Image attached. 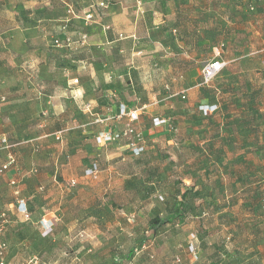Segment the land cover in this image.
Masks as SVG:
<instances>
[{
    "label": "rangeland",
    "instance_id": "1",
    "mask_svg": "<svg viewBox=\"0 0 264 264\" xmlns=\"http://www.w3.org/2000/svg\"><path fill=\"white\" fill-rule=\"evenodd\" d=\"M48 1L51 5L43 9L44 13L49 11L55 16L59 7L62 9L59 12H65L58 1ZM99 1L108 7L114 3V0H86L79 9L89 5L95 8V2ZM218 1L226 14L229 10L234 12L235 25L231 27L234 31L223 35L219 54L225 67L209 84L211 91H202L206 87L200 85L202 66L214 57L209 43L194 52L195 64L168 61L161 67L145 69L149 70V76L121 80L117 88L122 98L132 102L136 97L156 101V115L173 122L177 132L170 134L157 128L150 135L144 134L147 149L138 160L113 156L118 154L116 147L125 146L123 141L112 147L100 146L95 137L84 142L86 150L95 153L102 149L112 155L102 162L89 159L82 163L84 167L95 163L98 173L95 178L82 177L79 181L82 191L75 194L76 203H71V210H67L65 216L75 212L79 219L84 216L87 221L80 220L61 240H57V236H38L36 226L30 223L20 227L28 242L25 246L34 253L41 252L38 257L43 261L70 264L75 262L73 251L77 248L80 261H89L95 256L93 259L99 264L126 261L135 264H264V0ZM222 22L225 28H230L229 21L223 19ZM211 37L206 34L207 40ZM124 42L131 54L130 41ZM130 56H124L126 62ZM153 69L158 71L152 73ZM123 71H128L126 65ZM200 103L215 104L217 109L209 117H201L197 111ZM244 103L256 105L259 110L256 120L248 122L254 127L248 133L244 131L247 127L241 126L243 121L237 123L241 117L235 119L237 114L232 109ZM144 120L143 125H146ZM224 121L230 122L228 127L223 126L218 132L237 137L236 149L237 144L246 142V146L238 150L241 160L250 167L234 163L233 171L234 167L228 164L234 159L230 160V152H227L223 159L225 165L218 162L221 176H203L200 170H214L217 166L212 158L200 160L199 156L204 153L198 154L197 144L201 136L208 139L215 135L216 127ZM239 171L240 176L236 173ZM61 180L54 170L42 180V185L52 186ZM190 187L201 189V196L191 202L188 214L179 213L177 204L182 205L175 201V191ZM4 195V200L17 198L12 192ZM49 207L56 217L57 213L61 214L53 201ZM169 212L175 215L171 222L152 232L150 220L157 216L165 218ZM5 220L8 221L7 215ZM0 236L10 248H23L22 236H7L9 240L3 232ZM100 245L103 251L98 254L87 252ZM133 250H138V255L133 253L127 258L128 252Z\"/></svg>",
    "mask_w": 264,
    "mask_h": 264
},
{
    "label": "crops",
    "instance_id": "2",
    "mask_svg": "<svg viewBox=\"0 0 264 264\" xmlns=\"http://www.w3.org/2000/svg\"><path fill=\"white\" fill-rule=\"evenodd\" d=\"M83 2L86 0H72L79 16L91 10L94 21L89 25L81 18L67 17L65 12H59L61 7L57 8L55 16L49 11L44 13L43 9L51 5L48 0H0V165L9 155L15 161L0 175V219L7 215L4 236H22L19 241L23 244L21 249L10 248L7 244L2 257L5 264L19 261L21 264L41 253H34L25 246L28 242L20 228L22 225H35L37 235L42 237L39 220H54L49 236L61 240L80 220L87 221L84 216L79 219L75 212L65 216V212L71 210V203H76L75 194L82 191L79 190L81 171L85 168L82 163L89 159L102 162L112 155L102 149L95 153L86 150L84 142H90L104 127L120 126L121 121L115 118L120 106L138 109L140 123L145 128L143 135H150L157 129L151 126V119L157 116L156 101L136 96L133 102L122 98L117 88L121 80L149 76V70L145 69L161 67L168 61L195 64L194 52L207 43L215 57L223 47V35L234 31L231 28L235 25L232 22L234 12L229 10L226 14L218 0H114L111 6L106 5L101 10L98 2L95 8L89 5L80 10ZM223 19L229 21L230 28H225ZM64 22L74 39L80 33L87 35L85 47L53 46V38L61 36L59 28ZM106 25L109 30L104 29ZM118 34L124 38L118 39ZM206 34L212 37L207 40ZM126 40L132 46L131 54L125 47ZM128 55L131 58L126 62L124 56ZM125 65L127 72L123 71ZM155 71L158 69H153L152 73ZM73 80L77 83L73 84ZM84 105L90 106L92 116L84 112ZM96 117L103 123H93ZM144 119L146 125H143ZM217 128L220 130L221 126ZM60 129L67 131L57 147L54 134ZM200 140L204 144L209 138L201 137ZM221 140L218 135L213 142L218 144ZM116 148L118 154L114 157H132L125 146ZM235 157L230 155V160ZM217 159L222 162L224 155ZM215 165L214 172L221 176L222 168L218 167V162ZM54 170L62 180L52 186L42 185V180ZM236 173L241 174L240 171ZM9 192L17 193V198L4 200V194ZM51 196L54 199L51 200ZM18 199L26 203L28 220L16 211ZM51 201L61 211L57 217L49 207ZM102 246L89 248L87 252L98 254L103 251ZM73 254L75 262L70 264H99L93 259L95 256L89 261H80L77 248Z\"/></svg>",
    "mask_w": 264,
    "mask_h": 264
},
{
    "label": "built area",
    "instance_id": "3",
    "mask_svg": "<svg viewBox=\"0 0 264 264\" xmlns=\"http://www.w3.org/2000/svg\"><path fill=\"white\" fill-rule=\"evenodd\" d=\"M67 17H76L81 18L85 25H89L94 21V16L91 10H87L83 13L82 16H79L77 12L74 10L72 0H61ZM97 6L99 8H105L106 5L104 2H98ZM105 30H109L110 27L108 25L104 26ZM59 31L61 33L60 37L53 38V46L58 48H70L72 45L77 47H85L87 44V35L85 33H80L74 39L71 35L67 32V25L66 22L61 24ZM118 39H123L124 36L122 34L117 35ZM225 63L219 59V53H215V57L207 62L204 63L201 69V85H207L212 80L216 78V76L222 71L224 68ZM73 84L77 83V80L72 81ZM182 98H184L182 96ZM83 110L87 115L92 116L91 109L89 105H84ZM199 110L203 112L204 115L207 113L213 112L215 107H207L201 106ZM115 118L121 121L120 126H113L108 128H103L95 135V141L100 146H110L119 142H124L126 149H128L132 156L137 157L143 152V145H144V135L142 132L136 131V123L139 120V113L138 109L130 108L127 106H120L118 109ZM93 123L95 124H102L103 120L99 117L94 118ZM167 119H153V127L159 128L164 125H168ZM65 132V129L57 131L54 134V139L57 142H60L62 139V135ZM14 162V158L9 155L7 162L3 163L1 168L3 170L7 169L12 163ZM98 173V169L96 165H93L92 168H89L85 171V176L95 178ZM14 184L11 182V185ZM17 194V193H16ZM15 194V195H16ZM16 211L18 214L22 215L25 220H28L29 213L26 207V203L22 199H18L16 202ZM5 224L4 216L0 220V234L3 232ZM39 225L42 228V237L49 236L53 232L54 228V220L42 218L39 220ZM83 237V236H80ZM7 247V244L4 240L1 239L0 236V264H5L3 261V253ZM190 253H194V251H190ZM195 256V254H192ZM21 264H52L49 262L42 261L36 256H33L26 260Z\"/></svg>",
    "mask_w": 264,
    "mask_h": 264
},
{
    "label": "trees",
    "instance_id": "4",
    "mask_svg": "<svg viewBox=\"0 0 264 264\" xmlns=\"http://www.w3.org/2000/svg\"><path fill=\"white\" fill-rule=\"evenodd\" d=\"M53 1H55V2L58 1L63 6V9H64V5H63L61 0H53ZM209 84H207V85H201L200 84L201 86L206 87V88H203L202 91H204V92L211 91V90H209V88H210ZM183 97L185 98V96H183ZM201 106L215 107V109H217V106L215 104L200 103L197 106V111H198V113L200 114L201 117H209L211 115V113H212V112H210V113H207V115H204L203 112L201 110H199V107H201ZM242 106H244V107L242 108ZM234 107L235 108H232V109H234L235 110L234 112H236V114H237L235 119H238V118L241 117V120L238 121L237 123H242V121H243V125H241V126L242 127L243 126L247 127L246 129L244 128V131L248 133L249 130L251 131V129L254 128V127L250 126V124L248 122L256 120V118L258 116V113H259V110L257 109L256 105L249 104V103L248 104L244 103V104L234 105ZM223 110L227 111V109H225V108H223ZM155 118L166 119V118H161L159 116H156V117L152 118L151 119V126L152 127H153V119H155ZM167 120L169 122L168 125H164L161 128L165 129L170 134H175L177 132V128L174 126L173 122H171L169 119H167ZM140 122L141 121H140V115H139V120L136 123V131H138V132H142L143 130H145V128L142 127ZM229 123L230 122H225L224 121L223 123H221L220 126L221 127L224 126L226 128V127H228ZM234 123H236V122H234ZM60 130H63V129H60ZM60 130H57V131H60ZM220 130H221V128H220ZM239 130H241V129H239ZM66 131L67 130H65V132L62 135V139H61L62 141L64 139L63 136L66 133ZM218 135H221L222 140L217 144L216 142H213V139L215 138V136H218ZM201 137L206 138L204 136H201ZM236 139H237V137L236 138L233 137L232 133L230 135H226V134L222 135L221 132H218V128H217L216 134L213 135L212 137H210L208 142H206L204 144H197L198 146H197L196 151L198 152V154H200L202 152L204 153L203 155L199 156L200 160L212 158V160L215 163L219 162L222 165H225V164H223V161L220 162V160L217 159V158L220 157V156H223V155L226 156L227 154H229L227 152H230V155H232V156L235 155L236 156L235 159L233 161H230L229 164H228L229 167H231V168L234 167L233 171H235L234 169L236 167L234 165V163L238 164V165L239 164H243V165H246V166L250 167V164H245L244 161L241 160L242 158H241V156L239 154L240 150H238V149H243L246 146V142L237 144V147H239V148L236 149L235 148L236 143H234L236 141ZM119 143H116V144H113V145L117 146V145H119ZM201 145H204V148H202ZM146 149H147V141H146V139H144L143 152L139 156L134 157V156H132L131 152L128 149H126V150L130 152V155L132 157H134L135 159L138 160V159H142L141 157L146 152ZM239 161H241V162H239ZM6 162H7V160L4 163H6ZM14 162L5 170H3L1 168V166L3 164L2 163L0 165V175L4 174L6 171H8L9 168L14 164ZM93 165H96V164L93 163L90 166L83 168V170L81 171L82 177H87V176H85V171L88 170L89 168H92ZM238 168L241 169V166H239ZM97 169H98V167H97ZM202 170H205L203 176H211V175H213L214 177L217 176V174L214 172V170H209V169H206V168H204ZM239 175H241V174H239ZM200 191H202V190L201 189L200 190H198V189L196 190L193 187L192 188L190 187V188L177 189L175 191L174 199H175L176 202L181 203L182 206L180 207V204H177L179 206H177L176 211H179V213L183 212V214H186L191 208V202H193L194 200L195 201L198 200V197L201 196V192ZM203 199H204V196H203ZM179 213L176 214V215H179ZM174 216H175L174 213L169 212V215L167 217H165V218H159L158 216L152 218L150 220V222H149V226H150L151 231L152 232H156L159 228H161V227L165 226L166 224L170 223L171 219H173ZM133 253H134V256H136V255H138L139 252H138V250L130 251V252H128L127 258H131V255Z\"/></svg>",
    "mask_w": 264,
    "mask_h": 264
}]
</instances>
